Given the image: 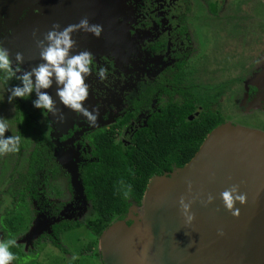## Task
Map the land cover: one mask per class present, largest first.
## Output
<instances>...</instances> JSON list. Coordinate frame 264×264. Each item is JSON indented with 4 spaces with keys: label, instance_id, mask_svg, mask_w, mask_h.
<instances>
[{
    "label": "rangeland",
    "instance_id": "1",
    "mask_svg": "<svg viewBox=\"0 0 264 264\" xmlns=\"http://www.w3.org/2000/svg\"><path fill=\"white\" fill-rule=\"evenodd\" d=\"M96 1L23 0L22 4L24 6L32 5L31 10H37V12L42 11L43 5H45L44 12L38 15L35 22V11L29 12L25 19H21L22 21L20 19L17 20L21 16L24 6L21 3L17 4V0H0V45L6 47L10 54L16 52L23 54L24 61L21 66L23 69H26L24 66L27 64L26 61L35 66L38 62V53L30 52L28 47L31 41H27V37L25 36L27 43L24 46L21 33L19 34V38H16V34L21 31L25 22L28 21L25 26L24 35H32L33 25H35L37 32V26H42L43 30L47 32L53 23L63 28L69 24L77 23L82 17H87L89 23L100 24L95 18V11L97 10L95 6ZM117 1L120 3V6L125 5V3L131 4L130 10L135 20H129L130 23H127L126 28L130 24L137 22L136 27H138V30L135 29L136 34L134 33V35L140 36L138 35L139 31L144 30L147 31V35L153 33L155 35L154 40L164 42L165 32L167 31L168 33L169 31L168 28L170 27L173 31L171 32L170 39L166 37L165 48L163 47L155 57V65H153V61L149 57L144 61L142 60V68L139 70L141 74L153 78L157 71L164 69L168 65H172L176 59L174 54L186 50L184 46V42L186 41L183 40L184 36L182 35L180 39L179 35L176 38L174 36H176L179 29L186 28L195 37V40L186 42L188 47H194L190 52L189 59L196 61V67L193 69L195 71V82L199 83L200 93L205 89L204 92H216L220 95L218 106L224 118L222 125L264 135V3L262 0H154L159 7L149 6L148 9L147 6L152 0ZM173 8H175L174 11ZM172 11L184 16L182 23H179L174 18L177 14L175 15ZM171 13L173 16H170ZM111 14L113 17L115 16L113 12ZM72 17L74 18L72 19ZM158 18H165L163 25L165 23L168 24L167 29L165 27L161 28L162 23L157 24ZM169 18H171L170 22ZM125 23L124 20L122 25ZM103 27L102 29H104ZM186 30L185 33H187ZM77 33L83 32L77 30L72 33V39L75 41L78 51L86 49L93 53V55H99L107 51L103 48L105 44L117 53L120 52V49L113 48L115 45L113 36L107 37L105 33L101 32L97 38L86 33L87 36L82 37H88L90 41H93V44H80L81 42L78 41L79 37ZM115 51H111L113 56L117 55ZM143 52L144 50H142L141 54ZM128 65L127 67L131 68ZM110 70L112 72L114 68H110ZM13 82L14 84L18 83L15 80ZM201 86L204 88H201ZM249 88H253L254 92H252V89L249 90ZM0 95H4L5 98L7 96V93L3 91V86H0ZM93 97V92L89 86L88 98L94 106H97V101L94 102L95 98ZM31 99H34V95H30L29 100L16 98L13 101V105L19 110L13 109L12 104H8L5 99L4 102H0V105H3V108L0 107V117L12 120V111L14 112V116L16 115L15 112L19 113L17 115L20 118V122L18 124L9 123L10 130L18 126V128H24L22 117L25 114L26 116H32L37 121V124L43 130V144L48 148L46 155L49 159V166H52L54 163L57 164L58 176L51 182L52 190L51 188H46V199L37 197L27 200L28 208L32 206L36 207L33 212L35 216L31 223L25 221L26 226L19 228L13 234L17 238L18 247L21 246L24 251V259L18 260V262L13 261V264H101L100 236H92L87 228V221L94 217L93 210L83 200L81 184L75 175V173L77 174L75 171L77 170L76 161L78 157L73 153H71V156L69 155L70 150L77 149L76 141L81 133L90 126L83 117L73 115L70 112V119L74 123L72 126L73 133L68 141H58L59 135L57 133L54 134L53 123L49 124L51 116L43 115L40 110L33 108L30 102ZM110 100L108 98L105 101V104L107 103L106 106L110 105ZM84 103L86 107H92L91 103H88V105H86V101ZM101 103L102 106L105 105H103L104 102ZM252 109L261 111V114H255L253 122L247 118V115L253 112ZM105 113H107L108 122H112L113 118L110 117H113L115 114L111 111L108 112V109L105 110ZM100 116L101 114H98L97 122L100 121ZM55 125L65 128L63 121L57 120L55 121ZM11 134V131H6L4 135L9 136ZM117 134L119 139L125 138L124 130L119 131ZM64 143L69 146L70 150L66 149L65 145L62 147V150L58 149V146ZM32 146L30 138L28 140L26 135L23 134L20 150L18 151L20 152L19 156H17V152L0 157V164L2 160L14 163L16 159L20 165L19 168H21L25 160H27ZM13 168H17L13 171L19 170L18 167ZM14 174L16 173L14 172ZM38 181H36L37 184L40 183ZM56 188L61 192L57 196H55ZM0 189L7 190L4 180H0ZM10 200L12 201L10 202ZM143 200L142 198L139 204H130L127 216L122 221L127 222L126 220L128 219L134 221L144 217ZM1 202L0 211L3 207L12 208L15 206L14 198L10 196L2 199ZM7 202L8 204H6ZM38 203L42 204L37 206ZM45 206L49 210L51 208L54 209L50 219H48L49 215H46L48 212L39 213L40 211L37 210V208ZM60 221H66L69 224L75 223V226L57 237L58 243L63 248L61 250L54 246L46 237V233L49 236L51 235V225ZM133 228L136 243L141 253H144L143 264H162L164 261L173 264L169 255L165 256L164 251L160 247L161 244H156L153 247L152 240L155 236V231L149 223L140 222ZM37 237L42 238V240L38 242L35 240ZM7 238L0 233V240ZM88 245H90V248L86 249Z\"/></svg>",
    "mask_w": 264,
    "mask_h": 264
},
{
    "label": "water",
    "instance_id": "2",
    "mask_svg": "<svg viewBox=\"0 0 264 264\" xmlns=\"http://www.w3.org/2000/svg\"><path fill=\"white\" fill-rule=\"evenodd\" d=\"M27 22L16 38L21 33L24 46L30 40L28 48L36 54L34 39L45 31L37 26L35 37L24 35ZM27 64L24 66L30 67ZM175 176L177 182L171 181ZM188 181L191 191L187 189ZM231 185H237L246 195L243 206L235 205L239 208L237 217L225 211L219 198V193ZM207 195L213 199L202 206L199 201ZM181 196L185 202L192 200L194 219L187 225L178 205ZM143 199L144 217L129 224L115 221L102 232L99 249L105 264H143L144 253L133 230L140 222L153 227V247L161 244L173 264H211V259L218 264H264V135L225 125L216 127L185 165L150 180ZM218 229L222 236L217 235Z\"/></svg>",
    "mask_w": 264,
    "mask_h": 264
},
{
    "label": "trees",
    "instance_id": "3",
    "mask_svg": "<svg viewBox=\"0 0 264 264\" xmlns=\"http://www.w3.org/2000/svg\"><path fill=\"white\" fill-rule=\"evenodd\" d=\"M262 2L264 3V0ZM182 74L184 72L180 71L167 82L171 81L177 87L181 85L178 88V97L173 100L168 89L166 103L163 106L158 105V110L155 107L149 108L150 112L143 123L129 133L123 142L117 138L114 129L121 125L120 120L114 125L100 127L85 134L87 142L86 146L83 145V159L76 166L75 172L84 197L93 210L94 217L88 221V228L95 236L100 235L112 221L123 219L130 204H139L149 178L185 165L198 150L205 136L222 123L223 117L218 112L216 96L209 92L197 97V102H193L186 96L187 89L183 86L187 80H184ZM162 93L158 94V98ZM195 105L200 106V113L190 117L196 109ZM19 119L16 115L8 123L18 124ZM22 119L24 128L18 126L17 129L22 136L25 134L28 140L30 138L33 144L27 160L21 168L16 159L14 163L4 161L2 165L10 171L8 181L13 176L16 177L7 189L15 197V206L13 211L4 214V221L10 232L24 225L26 206H22L25 203L23 196L26 197L30 189L32 194L36 191V173L44 167V170H41L42 181L38 183L41 189L52 190L51 182L58 176L57 164L49 166L46 155L48 148L43 144L42 128L32 116L25 114ZM11 133L15 135L16 128H11ZM19 154L20 152L17 156ZM12 167H18L19 170L13 171L17 168ZM119 180L132 185V198L128 201L117 191ZM71 226L64 221L53 225L50 239L54 246L61 249L57 237ZM89 247L88 245L86 249Z\"/></svg>",
    "mask_w": 264,
    "mask_h": 264
},
{
    "label": "flooded vegetation",
    "instance_id": "4",
    "mask_svg": "<svg viewBox=\"0 0 264 264\" xmlns=\"http://www.w3.org/2000/svg\"><path fill=\"white\" fill-rule=\"evenodd\" d=\"M22 1L23 0H17V4H20V3L22 4ZM31 6L32 5L24 6L23 11L21 12V16H19L17 18V20H19V19L23 20L27 17L29 12H31V11L34 12L35 10H31ZM44 6L45 5H43L42 11H39V12H37V10L35 11L36 12V17L34 20L35 22L37 20L38 15L42 14L44 12V10H45ZM95 6L97 9L95 11V18L97 21H99V23L102 26H104L102 33H105V35L107 37H111V36L114 37L115 45L114 46L112 45V46L114 49H120V52L117 53L111 47H109L108 45H105L103 43L104 44L103 48L106 49L107 51L105 53H100L99 55H93L94 56L93 74L89 75V77L86 80V83H89L90 89L93 92V96H94L93 98H95L94 102L97 101V106H94L89 98H87V100H86V105H88V103H91L92 107L90 106L89 110H92L93 108L98 110V114H101L100 121H98L94 127L90 126L89 128L85 129L81 133L78 140L76 141V145H77L76 150L71 151L69 146H67V144L65 145V143L58 146L59 147L58 149L62 150L63 149L62 147L65 145V148L70 150L69 151L70 156H71V153L76 154V156L78 157V160L76 161L77 165L80 164L82 159H83L82 152H84V150H85L83 145L85 144V146H86V142H87V140L85 139L86 133H88L89 131L98 129L100 127H109L111 125H114L118 120H120V121H122L121 125L118 127L116 126L114 129H115L116 136H118L117 133L119 131L124 130L125 138L120 139L123 142L126 139V137L129 136V133H131L134 129H136L140 125V123H143L144 118H146V116L150 112L149 108L154 109V107H155L158 110V105L163 106V104L166 103V100L168 97V89L172 93V99L173 100L176 99L179 95L178 88H180L181 85H180V87H177L174 85L173 82H171V81L169 83H167V82H168V80H171L173 78V76L178 74L180 71L184 72V74H182L183 78H185L184 80H187L186 85H184L183 88L187 89V95L186 96L189 99H192L193 102H195V101L197 102V100H196L197 97H199L201 95L203 96L207 93V92H204L205 89H203L202 92L200 93L199 86H198L199 83L195 82V71L193 69H194V67H196L195 66L196 61L189 59L190 52L193 50L194 47L190 48V47H188V44L186 43V42H189L190 40H195V37H194V35H192L190 33L189 30L187 31L186 28L185 29L181 28L176 33V36H174V38H176L179 35V39L182 38V35L184 36L183 40L186 41V42H184V46L186 47V50L180 51L179 53L174 54V57L176 59L172 63V65H168L164 69L157 71V73L154 75V77L151 78L145 74H141V71L139 72V70H141V68H142L141 67L142 60L144 61L148 57H149V59L150 58L152 59V61H153L152 63H153V65H155V61H154L155 57L163 49V47L165 48V46H166V43H165L166 37L168 39H170L171 32H173V31H172V29H170V27L169 28L167 27L168 24L165 23L164 24L165 26L163 25V23L165 22L164 21L165 18H158L157 19V21H158L157 24L162 23V25H161L162 29H163V27H165L166 29L168 28V30H169L168 33H167V31L165 32L164 42L163 41L159 42L157 40H154L155 35L153 33H151L150 35H147V31H144L141 29H140L141 31H139V33H138V35H140V36L134 35V33L136 34L135 29L138 30V27H136L137 22L130 24V26H128L126 28L127 23L128 24L130 23L129 20L132 21L134 19V16L130 10L131 4L125 3V5L120 6V3L117 0H97ZM125 6H126V8H125ZM149 6L150 7L151 6L159 7V5H157L154 2V0H152V2H150L148 4L147 9L149 8ZM174 9L175 8H173V11H174ZM173 11H172V13H174L176 15L177 13H175ZM112 12L115 15L114 17L111 14ZM168 12H170V11H168ZM172 13L170 16H173ZM75 16L78 18L77 15H75ZM73 18L74 17H72V19ZM174 18L179 23H182L184 16H182L181 14H177V16ZM161 19H163V20H161ZM124 20L126 23L122 25ZM170 20H171V18H169V22H170ZM176 20H175V22H176ZM185 30L187 33H185ZM161 33H162V31H161ZM77 36L79 37L78 41L81 42V43L79 42L80 44H82V43L93 44V41H90V39L88 37L84 38L87 36L86 32L77 33ZM82 36H84V37H82ZM152 38H153V40H152ZM76 41H77V39H76ZM142 50H144V52L141 54ZM72 51L78 52V50L76 49V46H74ZM111 51L112 52L115 51V53L117 55L113 56ZM128 64L130 65L131 68L127 67ZM99 66H104L107 70V76H106V79L104 81H98L95 74H94L96 68ZM31 67H33V66L26 67V69H29ZM132 67H134V68H132ZM110 68L111 69L114 68V70L111 72ZM165 79H166V81H165ZM12 84H14V82L10 81L9 85L11 86ZM173 88H174V90H173ZM201 88H204V87L201 86ZM250 89H252V92H254L253 88H249V90ZM217 91L220 93L219 90H217ZM160 92H163V93L158 98V94ZM49 93L53 94V96H54V89H49ZM210 94H213L216 96L215 99H216V102L218 103V99H219L220 95H218L216 92L215 93L210 92ZM108 98L111 99L109 101L110 105L106 106L107 103L105 104V101ZM219 101H220V99H219ZM101 102H104L103 105L104 104L105 105L102 106ZM0 107L3 108V105H0ZM12 107H13V109H18L17 107L15 108L13 104H12ZM57 108L60 110V112L63 113V116H64L63 122L65 125V128L56 126L55 120L53 122V117H50L49 124L53 123L52 128H53L54 134L57 133V135H59L58 141H61V142L68 141V139L70 138V136L73 133V127L72 126L74 123L70 119V111L69 110L61 107L60 105ZM195 108L196 109L194 110L193 115H190V117L191 116H197V114L200 113V110H201L200 106L195 105ZM10 109H11V105H10ZM106 109H108V112L111 111L115 114L113 117H110V118H113L112 122H110V123L108 122L107 113H105ZM218 110H219L218 112L220 113L219 106H218ZM252 110H253V112L248 114L247 118H248V120L253 122V120H254L253 117L255 116V114H257V113L261 114V111H258L255 109H252ZM15 113H16V115L19 114L17 112H15ZM262 115H263V113H262ZM15 116H14V112L12 111L11 118L13 119V118H15ZM221 117H223L222 114H221ZM9 119H8V121H10ZM223 123H224V118H223L222 123H220L219 125H221ZM219 125H217V126H219ZM117 138H116V140H117ZM3 162H4V160H2V162L0 164V180H4L5 184L7 185V189H8V186L11 185L12 181L16 177L13 176V178H10L8 181L7 176L9 175L10 171L6 170L2 166ZM46 164L47 163L45 162V166H46ZM43 169H44V167H42L36 173V181L37 180L42 181V173L43 172L41 170H43ZM1 182H3V181H1ZM17 188H19V187L17 186ZM35 188H36V191L33 192L34 194H32L31 189H30V191L26 195L28 197L25 199V196H23V199H25L24 200L25 203L27 202L28 199H31V198L35 199L37 197H40V198L46 199V196H45L46 195V188L41 189L39 184L35 185ZM56 192H57V194H56ZM56 192H55V196H57L59 193H61L60 191H58L57 188H56ZM2 194H3V198H2ZM6 194H7V196H6ZM8 196L14 198V200H15V197L12 194H10V191L5 190V189L4 190L0 189V204L2 203L1 202L2 199L7 198ZM83 200L85 202H87L85 197H84V194H83ZM11 201L12 200H10V202ZM25 203L23 205L21 204L24 207L26 206L25 207L26 209L24 211V216H25L24 222L28 221L29 223H31L32 219L35 216L33 212H34V209L36 207L32 206V207L28 208L27 207L28 203H26V205H25ZM87 203L89 204V207H90V203L89 202H87ZM6 204H8V202ZM41 204L38 203L37 206H40ZM13 209H14V207H12V208L3 207V208H1V211H0V233L4 236L8 237V238L10 236H13L15 231L10 232L8 225L4 221V214L6 212L13 211ZM90 209H91V207H90ZM37 210L40 211L39 213L48 212L46 214V215H49L48 219H50L52 217V212L54 211L53 208H51L49 210V208L46 206L42 207V208H37ZM126 214H125V217L123 219H120V220H124L127 216ZM88 221H87V226H88ZM115 221H118V219L114 220L112 222H115ZM126 221H127L126 223L129 224L132 220L128 219ZM64 222H66V221H64ZM66 223H68V222H66ZM23 224H24L23 227H25L26 224L25 223H23ZM74 224L75 223H71V225H72L71 227H73ZM53 225L54 224L51 225V233H52ZM23 227H21V228H23ZM69 229H71V228H69ZM65 231H66V229H65ZM88 231L92 234V236L94 235L90 231L89 228H88ZM46 237H47V239H49L51 241L50 236L47 235V233H46ZM35 240L40 242V240H42V238L37 237ZM51 243H52V241H51ZM89 248H87V249H89ZM61 249H63V248L61 247ZM11 250L17 254L16 255L17 259L15 260L16 262H18V260L24 259V255H23L24 251H23V248L21 246L18 247V245L16 244V246L14 248H12ZM101 264H105L103 260H101Z\"/></svg>",
    "mask_w": 264,
    "mask_h": 264
},
{
    "label": "clouds",
    "instance_id": "5",
    "mask_svg": "<svg viewBox=\"0 0 264 264\" xmlns=\"http://www.w3.org/2000/svg\"><path fill=\"white\" fill-rule=\"evenodd\" d=\"M77 30L98 38L103 29L100 24L89 23L87 17H82L77 23L69 24L63 28L53 23L47 32L41 34L40 38L34 39L35 47L38 50V62L29 69L21 67L24 61L21 52L10 54L6 47L0 45V86H3V91L7 93L6 98L4 95H0V102H4L6 99L9 104H13L16 98L29 100L30 95H34V99L30 100L31 105L40 110L43 115L56 117L58 121L62 122L64 116L57 108V104H59L72 112L73 115L83 117L89 126L94 127L97 123L98 110L95 108L89 110L84 103L89 96V85L86 80L89 75L93 74L94 56L86 49L78 52L72 51L75 46L72 33ZM32 35L36 36L35 29ZM94 74L98 81H104L107 70L104 66H99ZM13 80L18 83L9 86L10 81ZM48 89H54V96L47 91ZM6 131H11L8 120L0 117V157L15 154L20 150L22 135L17 127L15 135L5 136ZM168 173L163 174L167 175ZM161 175H153L147 184L150 180ZM117 183L119 185L117 191L120 196L125 201L130 200L133 192L132 185L123 180H119ZM191 187V182L188 181L187 189L191 191ZM219 198L225 211H228L233 217L239 215V208L235 205L243 206L246 203V195L238 190L237 185H231L221 191ZM212 199L211 195H207L199 202L202 206H206L211 203ZM191 204L192 200L185 202L183 196L178 200L180 213L186 225L194 219L193 213L190 211ZM217 235L222 236L223 232L218 229ZM16 244L15 236L0 240V264H13V261L17 259L16 254L11 250Z\"/></svg>",
    "mask_w": 264,
    "mask_h": 264
},
{
    "label": "bare ground",
    "instance_id": "6",
    "mask_svg": "<svg viewBox=\"0 0 264 264\" xmlns=\"http://www.w3.org/2000/svg\"><path fill=\"white\" fill-rule=\"evenodd\" d=\"M202 151H203V147L201 148V151H199L197 154H196V156L198 157L201 153H202ZM195 160V159H194ZM176 178H178V176H175V177H173L172 179H171V181H173V182H177V179ZM154 183V185H155V182H153ZM153 185V184H152ZM158 189H161L160 187H158ZM152 193H154V191L153 192H151L150 193V195H151V201H153V194ZM149 195V196H150ZM167 224H168V222H167ZM210 263L211 264H218V262L217 261H214L213 259H211L210 260Z\"/></svg>",
    "mask_w": 264,
    "mask_h": 264
}]
</instances>
